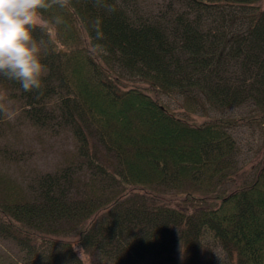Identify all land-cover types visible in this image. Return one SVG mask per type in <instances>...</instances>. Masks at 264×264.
<instances>
[{
	"label": "trees",
	"instance_id": "16d2710c",
	"mask_svg": "<svg viewBox=\"0 0 264 264\" xmlns=\"http://www.w3.org/2000/svg\"><path fill=\"white\" fill-rule=\"evenodd\" d=\"M42 15V88H0L75 150L21 181L0 173V241L20 261L3 264H264V0H68ZM176 96L180 115L163 101ZM241 127L261 134L250 164Z\"/></svg>",
	"mask_w": 264,
	"mask_h": 264
},
{
	"label": "rangeland",
	"instance_id": "374dc122",
	"mask_svg": "<svg viewBox=\"0 0 264 264\" xmlns=\"http://www.w3.org/2000/svg\"><path fill=\"white\" fill-rule=\"evenodd\" d=\"M164 104L180 115V97H163ZM7 115L3 114L5 125H8L6 135L0 139V148L20 152L23 160L20 162H3L0 159V173L13 180L21 181L34 172L51 171L72 157L75 142L71 134L59 132L53 134L46 130L32 127L28 121L20 119V107L14 102L6 104ZM220 112V111H219ZM241 109H228L218 116H241ZM214 114V113H213ZM233 135L241 149V159L253 163L261 134L256 127H241L233 131ZM1 157V155H0ZM240 159V163H241ZM249 166V165H248ZM9 260L19 261L16 248L6 241H0V264Z\"/></svg>",
	"mask_w": 264,
	"mask_h": 264
},
{
	"label": "clouds",
	"instance_id": "9594fccd",
	"mask_svg": "<svg viewBox=\"0 0 264 264\" xmlns=\"http://www.w3.org/2000/svg\"><path fill=\"white\" fill-rule=\"evenodd\" d=\"M67 3L68 0H0V77L18 82L25 92L42 88L46 66L34 31L46 30L51 24L42 10L65 7ZM55 22L60 23V18ZM99 23L97 20L94 27L102 38ZM8 103L7 91L0 88V111L6 115Z\"/></svg>",
	"mask_w": 264,
	"mask_h": 264
}]
</instances>
